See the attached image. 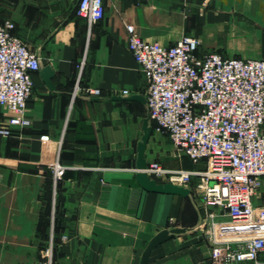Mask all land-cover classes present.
Masks as SVG:
<instances>
[{
	"label": "crops",
	"instance_id": "0c3cea01",
	"mask_svg": "<svg viewBox=\"0 0 264 264\" xmlns=\"http://www.w3.org/2000/svg\"><path fill=\"white\" fill-rule=\"evenodd\" d=\"M79 2L0 0V22L13 21L14 33L56 74L54 91L40 71L34 75L32 127L0 138V263L36 264L53 235L54 264H140L154 236L183 228L150 264H210L209 243L196 229L200 196L151 193L136 182L149 113L147 100L134 99H146L147 82L127 49V26L163 46L196 38L200 56L264 60V0H104L105 16L91 27ZM87 88L101 90L91 96L101 100L81 97ZM58 154L67 170L55 184L50 165ZM190 163L165 165L204 168ZM255 203L264 206V178Z\"/></svg>",
	"mask_w": 264,
	"mask_h": 264
},
{
	"label": "built area",
	"instance_id": "2783aa9c",
	"mask_svg": "<svg viewBox=\"0 0 264 264\" xmlns=\"http://www.w3.org/2000/svg\"><path fill=\"white\" fill-rule=\"evenodd\" d=\"M77 13L91 27L105 16L104 0H80ZM15 28L11 20L0 22V138L32 127L28 101L42 61ZM127 31V49L147 82L153 129L193 165L204 166L149 163L148 175L167 177L200 196L204 213L196 229L209 243L210 264H264V206L255 203L264 178V60L217 51L200 56L196 38L163 46L144 40L132 25ZM84 93L101 96L99 89ZM50 170L57 184L67 170L60 154ZM55 248L52 235L36 264H54Z\"/></svg>",
	"mask_w": 264,
	"mask_h": 264
},
{
	"label": "water",
	"instance_id": "95a60500",
	"mask_svg": "<svg viewBox=\"0 0 264 264\" xmlns=\"http://www.w3.org/2000/svg\"><path fill=\"white\" fill-rule=\"evenodd\" d=\"M40 74L42 76V79L46 86L50 90H55V87L53 85V79L55 77V72L51 68L50 65L44 64L43 61L40 63ZM81 97L90 100V101H100L99 98H92L89 94H80ZM120 98L116 97L114 100H119ZM134 99L140 100L141 102L145 103L146 99L144 96H135ZM142 136L140 141L137 144V159H136V173H135V179L138 185L144 189L147 192L151 193H159V194H165V195H177L184 198L190 197L192 195L191 190L184 187L179 186L173 183H161L157 180L151 178L147 173V146L149 143V140L153 133V125L151 122V118L148 115L146 118L143 119V125H142ZM204 168H201L203 170ZM186 230L183 228H174L171 230H162L159 232L156 236H154L147 247L145 248L140 264H150V258L152 252L157 249L160 245L163 243L171 240L174 238L175 235L185 233Z\"/></svg>",
	"mask_w": 264,
	"mask_h": 264
},
{
	"label": "rangeland",
	"instance_id": "374dc122",
	"mask_svg": "<svg viewBox=\"0 0 264 264\" xmlns=\"http://www.w3.org/2000/svg\"><path fill=\"white\" fill-rule=\"evenodd\" d=\"M147 158L149 160L148 164L158 163L166 169H170L165 165L167 159L168 160L175 159V160H178L179 162L182 160L183 165L191 164L187 156L181 155L174 150L173 145L171 144L166 134L158 133L154 131L152 133L151 140L148 146ZM151 177L157 180L158 182L169 183L167 177H163V176L160 177V176H155V175H152Z\"/></svg>",
	"mask_w": 264,
	"mask_h": 264
},
{
	"label": "trees",
	"instance_id": "16d2710c",
	"mask_svg": "<svg viewBox=\"0 0 264 264\" xmlns=\"http://www.w3.org/2000/svg\"><path fill=\"white\" fill-rule=\"evenodd\" d=\"M153 128H154V126H153ZM154 130V129H153Z\"/></svg>",
	"mask_w": 264,
	"mask_h": 264
}]
</instances>
